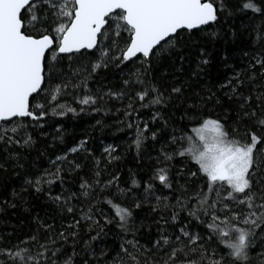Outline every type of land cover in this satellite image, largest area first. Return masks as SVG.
Returning a JSON list of instances; mask_svg holds the SVG:
<instances>
[{"label": "trees", "instance_id": "1", "mask_svg": "<svg viewBox=\"0 0 264 264\" xmlns=\"http://www.w3.org/2000/svg\"><path fill=\"white\" fill-rule=\"evenodd\" d=\"M207 1L214 24L129 62L122 12L61 56L75 0L24 10L56 46L29 114L0 127V264H264V0ZM209 120L254 145L241 193L197 161Z\"/></svg>", "mask_w": 264, "mask_h": 264}, {"label": "water", "instance_id": "2", "mask_svg": "<svg viewBox=\"0 0 264 264\" xmlns=\"http://www.w3.org/2000/svg\"><path fill=\"white\" fill-rule=\"evenodd\" d=\"M39 0H0V127L24 119L31 100L44 84L47 54L55 48L46 35H26L22 13ZM71 24L57 46L61 56L92 52L107 25V19L122 12L133 31L125 53L129 62L150 58L164 42L182 31H195L214 24L217 10L207 0H75Z\"/></svg>", "mask_w": 264, "mask_h": 264}, {"label": "rangeland", "instance_id": "3", "mask_svg": "<svg viewBox=\"0 0 264 264\" xmlns=\"http://www.w3.org/2000/svg\"><path fill=\"white\" fill-rule=\"evenodd\" d=\"M204 132L199 135L203 151L197 161L212 178L232 176L227 184L234 192L241 193L249 186L250 158L254 145L246 146L240 150L235 144L229 142L220 124L216 121H207ZM202 129V128H201ZM240 150V151H239ZM238 151V152H236ZM196 153H200L196 149ZM235 155V156H231ZM222 162V163H221Z\"/></svg>", "mask_w": 264, "mask_h": 264}, {"label": "bare ground", "instance_id": "4", "mask_svg": "<svg viewBox=\"0 0 264 264\" xmlns=\"http://www.w3.org/2000/svg\"><path fill=\"white\" fill-rule=\"evenodd\" d=\"M127 51V50H126ZM126 53V52H125ZM124 58H125V54H124ZM126 60V59H125ZM127 61V60H126Z\"/></svg>", "mask_w": 264, "mask_h": 264}]
</instances>
